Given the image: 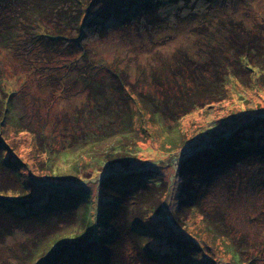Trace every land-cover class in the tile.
<instances>
[{
	"label": "rangeland",
	"instance_id": "obj_1",
	"mask_svg": "<svg viewBox=\"0 0 264 264\" xmlns=\"http://www.w3.org/2000/svg\"><path fill=\"white\" fill-rule=\"evenodd\" d=\"M133 2L116 0L115 5L104 6L106 11L102 14L97 11L88 19L73 22L86 27L81 36L83 40L77 32L68 33L80 40V44L69 48V52L64 50L68 48L64 44L54 50L50 47L48 52L42 48L34 54L37 58L31 65L28 60L15 62L12 55L6 63L4 77L10 78L15 117L22 131L2 136L7 145L4 158L9 163H18L21 177L31 191L25 194L31 198L21 202L38 200L41 193L34 190L35 186L66 183L51 180L53 169L48 170L47 160L36 146L37 138H44L48 149L51 146L61 153L70 152L73 145L85 144V139L93 138L98 130L95 124L114 125L106 106L100 105L99 114H92L96 99H121L117 108L129 105L134 111L129 97L136 98L142 93L151 95L157 104L167 99L168 107L175 112L180 107L175 101L192 96L196 83H199L198 94L207 92L205 85L210 88L208 84H214L209 91L215 95L218 83L212 81L216 80L214 75L226 74L232 66L233 73H240L241 80L230 81L225 96L215 99L216 102L204 100L201 107L189 108L185 114L181 110L183 115L177 128L184 135V149L161 150V142L169 128L175 126L174 122L149 123L152 138L144 137L137 143V154L131 164L125 162L102 168L91 164L90 156L82 155L85 158L82 163L90 162L91 166L83 172L80 181L74 183H80L90 191L87 202L92 210L98 193L103 195L104 192L102 187L100 190L98 179L107 181L111 178L115 183L134 186L133 195L120 200L124 204L132 203L128 212L130 220L139 221L148 231L146 244L160 256H171L173 236H177L198 243L197 264H233L232 255L220 244L225 237L235 244L237 254L247 252L239 264L249 261L264 264V183L260 180L240 186L233 182V175L224 179L219 172L223 169L220 166L215 172L218 185L215 189L206 192L192 185L197 188L194 199L197 202L192 204L194 208L187 211L184 208L182 212L186 216L177 219V230L171 233L165 222L170 214L175 215L174 212L179 210V201L183 197L182 175L177 173L182 157L214 146L217 137L231 134L237 125L254 118L251 116L264 113V76L257 70V75L242 70L236 58L240 54L248 57L247 48L254 37L260 39L259 45H264V0H147L136 10L131 8ZM236 35L242 41L239 48L233 45ZM260 54L263 55L249 53L251 65L264 67L263 49ZM212 56L216 60H211ZM223 64L226 68H220ZM28 65L33 67L26 71ZM217 68L221 69L220 74ZM30 69L34 73L27 75ZM44 71L47 77H40ZM115 75H119L124 87L118 86L119 77ZM203 76L209 83H202ZM121 91L123 93H119ZM139 122L135 120L137 126ZM230 138L224 139L225 142ZM74 141L77 142L72 144ZM102 150L104 148H100ZM79 152L81 150L76 149L77 155ZM246 166L248 170L251 165ZM61 168H69L68 163L62 162ZM139 170L162 182L155 192L156 197L136 199L135 196L142 192L137 188L140 181L136 177L144 174ZM247 172L253 179V169ZM10 181L9 173L0 169V184L9 185ZM105 184L110 186L106 189L114 185L108 181ZM9 197L0 194V198ZM8 200H11L8 204L11 210L24 209L19 202ZM93 216L94 213L90 217ZM10 218L4 216L0 208V264H4L13 248L28 239L26 233L22 234L10 223ZM67 226L76 229L78 222L73 220L62 227L67 230Z\"/></svg>",
	"mask_w": 264,
	"mask_h": 264
},
{
	"label": "trees",
	"instance_id": "obj_2",
	"mask_svg": "<svg viewBox=\"0 0 264 264\" xmlns=\"http://www.w3.org/2000/svg\"><path fill=\"white\" fill-rule=\"evenodd\" d=\"M115 1L0 0V169L9 173L11 177L9 185L7 183L0 184V194L10 196L7 199L0 198V208L3 210L4 216L11 217L10 223L15 224L22 234L24 232L28 235L26 242L20 243L18 248H13L10 255L7 254V259L3 261L4 264H197L200 248L197 242L191 240L173 236L174 250L168 257L160 256L153 249L148 248V244H146L148 231L143 229L139 221H132L128 216L132 203L124 204L120 200L133 195L134 186L128 187L127 184L115 183L110 178L107 181L114 185L108 190L106 188L110 186L105 184L107 181H104V178L98 179L100 190L103 188L104 192L102 191L103 195L98 193L93 205L94 210H92L91 205L87 202V198L89 199L91 196L90 191L86 186L74 182L80 181L83 172L87 167L90 168L92 163L94 166L102 168L113 167L125 162L131 164L137 154V143L144 137L152 138V132L148 127L149 123L161 124L165 120L174 122L175 126H171L170 131L167 130L165 139L161 142V150L184 149V135L177 128L182 113L185 114L189 108L201 107L200 104L204 100L216 102L215 99L225 96L229 89V82L234 79L241 80L240 73H233L232 66L226 74L214 75L216 80L212 81L218 83V89H216L218 91L215 92V95L209 91L214 84H208L210 88L205 85L207 92L198 94L199 83H196L192 96L187 94V98L175 101L180 105L175 112L168 107L167 99L157 104L151 95L142 93H136V95L135 92H130L136 95V98H134L135 96L129 97L136 109L134 111L129 105L117 108L118 103L120 105L122 102L121 99L104 98L102 101L96 99L92 114H99L100 105L106 106L111 116L110 120H114V125L95 124L98 133H94L92 139H85V144L73 145V151L61 153L59 149L55 151L51 146L48 149L43 141L44 138L42 140L40 137L37 138L36 146L39 147L41 155L47 160L48 170L53 169L51 180L66 182L58 186L47 183L40 187L35 186L34 190L41 193L38 200L26 204L21 202L31 198L25 195L31 191L21 177L18 163H9L4 158L7 145L2 136L5 137L8 132L20 133L22 131V126L15 117L14 99L11 94L13 91L9 86L10 78L4 77L6 63L11 60V55L14 56L15 62L16 60H28L31 65L37 58V55L34 54L42 48L48 52L50 47L54 50L65 44V47L68 46V48L64 50L69 52V48H74L76 43L80 44L79 39L82 38L86 27L85 24L83 27L81 23L77 25L73 22L80 18L88 19L94 16L97 11L102 14L106 11L103 7L112 3L115 5ZM131 1H134L131 8L136 10L142 8L147 0ZM69 32L79 33V39L76 40L70 36ZM233 39V45L239 48L242 44L239 35ZM257 41H260L257 37L250 41V48H247L248 57L240 54L236 58L238 66L242 70L253 75L258 74L257 70L264 76V67H255L250 63L249 53L263 55L260 52L262 49L264 51V45H259ZM211 60H216V57L212 56ZM15 65L17 64L15 63ZM30 65L26 67V71L33 67ZM74 67H72L73 71ZM220 68H226L225 64ZM220 68H217L219 74ZM183 69L184 67H182ZM28 71L27 75L34 73L33 69ZM45 72L40 77H47ZM11 74L15 75L13 72ZM111 74L114 76V73ZM115 76L119 77V75ZM202 79L204 80L202 83H205L208 78L203 76ZM117 81L119 87H124L120 77ZM96 96L98 95L96 94ZM91 97L94 96L91 95ZM251 117L254 118H249L246 122L237 125L231 134L217 137L214 141L217 143L214 146H208L196 154L194 153L193 156L182 157L177 173L182 175L180 184L183 197L179 201V210L174 212L175 215L170 214V218L165 221L168 223L166 226L170 228L171 233L174 232L173 230H177L176 226H179L177 219L185 218L186 214L182 212L184 208L186 211L194 208L192 204L197 202L194 201L197 188H203L209 192L210 189H215L218 186L215 183V172L218 167H223L219 172L224 179L233 175V182H237L240 186L252 180H260L261 183H264V113ZM135 120L140 121L138 126ZM228 138L230 140L225 142L224 139ZM100 148H104V150L100 151ZM76 149L81 150L78 155ZM82 155L90 156L91 164L90 162H87V165L82 163L85 161ZM55 158L57 160L60 158V160L56 161ZM62 162L63 164L68 163L69 168L62 169ZM246 165H251L249 169L254 171L253 179L249 178L247 172L249 169L247 170ZM138 172H143V170ZM136 180L140 181L138 185L141 187L137 188L142 191L138 196H135L138 201L156 197L155 192L162 185V182L151 174L144 173L139 178L136 177ZM193 180L195 181L192 182ZM194 184L197 188L192 186ZM8 199H12L13 203L19 202L24 205V209L18 207L14 211L11 210L8 205L11 200ZM6 200L7 202H4ZM93 213L94 216L90 217ZM73 220H77V228L69 229L67 226L68 229L64 230L63 224ZM220 244L232 255L233 264H239L242 255L247 253L241 251L237 254L235 244L232 245L230 240L225 237L222 238ZM245 264H252V261Z\"/></svg>",
	"mask_w": 264,
	"mask_h": 264
}]
</instances>
